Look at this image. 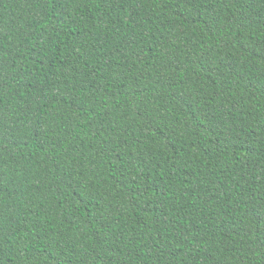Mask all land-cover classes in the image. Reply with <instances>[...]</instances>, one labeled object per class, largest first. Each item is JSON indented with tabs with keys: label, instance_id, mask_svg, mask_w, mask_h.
I'll list each match as a JSON object with an SVG mask.
<instances>
[{
	"label": "trees",
	"instance_id": "trees-1",
	"mask_svg": "<svg viewBox=\"0 0 264 264\" xmlns=\"http://www.w3.org/2000/svg\"><path fill=\"white\" fill-rule=\"evenodd\" d=\"M0 264H264V0H0Z\"/></svg>",
	"mask_w": 264,
	"mask_h": 264
}]
</instances>
